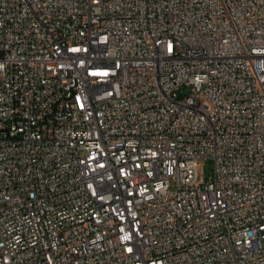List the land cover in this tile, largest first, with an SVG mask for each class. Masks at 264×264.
I'll use <instances>...</instances> for the list:
<instances>
[{"label":"built area","instance_id":"2783aa9c","mask_svg":"<svg viewBox=\"0 0 264 264\" xmlns=\"http://www.w3.org/2000/svg\"><path fill=\"white\" fill-rule=\"evenodd\" d=\"M0 264H264V0H0Z\"/></svg>","mask_w":264,"mask_h":264},{"label":"rangeland","instance_id":"374dc122","mask_svg":"<svg viewBox=\"0 0 264 264\" xmlns=\"http://www.w3.org/2000/svg\"><path fill=\"white\" fill-rule=\"evenodd\" d=\"M199 176L201 178H207L212 172V164L208 161H204L199 164Z\"/></svg>","mask_w":264,"mask_h":264}]
</instances>
